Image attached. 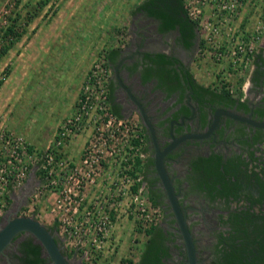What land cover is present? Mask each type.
Wrapping results in <instances>:
<instances>
[{
  "label": "flooded vegetation",
  "instance_id": "1",
  "mask_svg": "<svg viewBox=\"0 0 264 264\" xmlns=\"http://www.w3.org/2000/svg\"><path fill=\"white\" fill-rule=\"evenodd\" d=\"M172 4L175 2L169 6L174 7ZM172 7L167 8L168 20L179 17ZM134 13L136 15L127 27L129 38L110 67L107 83L112 97L110 105L112 103L122 115L135 116L140 122L143 137L140 171L148 194L159 201L161 217L156 224L161 232H157L156 240L159 241L160 251L164 248L167 252L162 254L165 264L189 263L177 220L155 169L156 144L163 151L176 139L188 134L163 154V165L193 238L197 264H218L215 262L217 247L222 244L228 246L227 241L231 240L229 236L234 233L231 229L233 220H229L234 217L231 212L248 206L250 211H257L258 201L253 202L244 194L258 198L260 193L253 180L249 181L243 175V169L247 160L250 166L263 162L264 140L256 141V138L262 135L264 129L221 113L213 130L204 136L201 134L209 129L217 109L232 110L256 120H264V114L259 115L257 111V108L264 110V87L257 89L254 96L245 97L249 103L248 110L237 107L236 103L218 101L219 97L194 85L195 81L202 83L191 68L199 48L197 27L194 42L185 46L179 39V23L162 30L160 19L148 15L144 10H135ZM182 18H185L183 13ZM182 24L184 29L189 26L188 21ZM160 52L178 59L173 69H159L157 53ZM148 65L151 68H147ZM166 66L172 67V64ZM189 72L193 73V78ZM143 113L152 126L153 134ZM251 150L254 151L253 156H259L257 160L249 158ZM217 154L221 155L222 163L217 164L215 158L209 159L213 163L207 160ZM234 187H237L240 196H236ZM26 190L27 186H24L21 195H15L17 203L22 204L28 199L29 195L24 196ZM245 224L253 232L254 221L246 220ZM29 234L21 231L12 238L0 252V264H53L50 259L28 262L25 241ZM55 237L59 243L60 237ZM249 247L251 251L246 264H262L259 262L258 245L251 244ZM61 248L69 264H83L62 243ZM46 256L42 249L39 257Z\"/></svg>",
  "mask_w": 264,
  "mask_h": 264
},
{
  "label": "built area",
  "instance_id": "2",
  "mask_svg": "<svg viewBox=\"0 0 264 264\" xmlns=\"http://www.w3.org/2000/svg\"><path fill=\"white\" fill-rule=\"evenodd\" d=\"M246 2L183 0L187 15L196 22L197 53L217 67L212 80L204 84L224 83L233 95L241 91L242 99L248 95L250 84L245 78L264 33L260 17L241 24ZM2 43L0 38V51ZM110 72L102 59L93 61L74 112L63 118L43 150L35 152L20 134L0 132V211L6 206L9 187L23 185L29 166L37 163L42 181L34 194L55 195L47 212L57 225L62 246L71 254L79 252L83 264L91 263V253L99 257L111 246L112 253L118 220L131 219L144 232L161 217L159 205L151 202L139 166H135L142 157L140 122L135 116L112 111L107 94ZM89 121L92 132L80 159L68 160L66 146Z\"/></svg>",
  "mask_w": 264,
  "mask_h": 264
},
{
  "label": "crops",
  "instance_id": "3",
  "mask_svg": "<svg viewBox=\"0 0 264 264\" xmlns=\"http://www.w3.org/2000/svg\"><path fill=\"white\" fill-rule=\"evenodd\" d=\"M80 1L83 2V0ZM101 1L102 2L100 5H95V1L90 0V3H88L87 7L83 6V8H81L79 5V0H59L57 6H55V9L49 10L48 7L49 13L43 21V27H40V22L36 20V13L33 12L35 14H33L32 17L27 20V28H25L24 33L18 39H16L7 50L13 51V53L11 52V68L9 69V71L11 72V76H8V81L11 84L5 83L3 85V87L6 86V89L8 90L7 91L5 89L3 95L10 94V97L12 96V99L14 100V102L16 101V103L19 101L18 98L20 96L23 97L24 95V97L27 98V101H25V103L23 104L20 103V105L17 107V113L14 114L15 116H13L12 114L13 110L16 109L15 105L14 108L10 109V103H6L4 108L10 109V117H7L6 115L4 117L3 114L4 119L0 118V126L1 124H4L12 127V129L23 132L25 130L22 129V127H24L23 125H26L28 127V130L30 131L27 139L37 145L41 140H46L49 134H51L50 136L53 135V132L55 131L56 126L60 122V120L67 116L74 109L79 86L87 68L90 65L89 61L93 59L95 51L99 49L102 44H105L104 48H110L113 46L124 47L126 43H115L116 40L114 39L117 37V32H115L114 27H111L113 25H122V28H125L124 21H120L125 15V4L122 3L123 1H118V5L120 6L117 8H124L123 16L120 20H118V22L113 8H111L108 12H103L104 14H107L106 16H108L106 22L107 25H105L103 21L98 20V18L94 19V16L92 18L83 17V12L87 9L88 11H95L96 8H99L101 6L104 8L102 3L106 1ZM111 1L112 0H107V2ZM140 1L141 0H132L129 6L126 7L129 8L132 6L131 4H137ZM252 3L253 2L251 0H247L243 8L241 9L239 18L241 24H245L247 19L249 20V12L252 8ZM44 5L45 4H38L37 7H42ZM78 9H81L83 11L81 15L78 13ZM104 9L106 10V8ZM109 15L114 16V18L112 17V20H110ZM84 19L86 21H92L88 23H99L101 31L98 35H95L96 39L92 43L90 42L91 44L89 43V41L85 42V49L81 52V56L79 59H77V62L72 64L71 68L70 65H65V62H67L66 60H62L63 57L66 56V53L64 51V49H66V43L67 41L72 40L76 43L77 46L81 41H83V39H76L74 35L72 37H69L66 35V33H64V31L65 29H68L70 27H73L75 30L79 29L78 26L84 25ZM73 20L78 24H71V26L69 27V24ZM57 23L59 24V32H56L58 30V28H56ZM28 29H30L33 33H26ZM105 30H109V33H107L106 36L104 34ZM104 37L106 39H104ZM85 38L86 36H84V39ZM108 41L113 43L109 46ZM106 44L108 47H106ZM254 67L255 57L250 69L248 70V80L250 88H253V91L261 89V87L254 88L251 82V76ZM73 68L75 71L79 68V71L75 74V76L77 75L80 78L73 85H69L67 83V78L69 75L73 76ZM61 71H63L64 73L63 80L58 79V77L56 78L55 74V72L61 73ZM8 74L10 73L8 72ZM13 117H15V120L13 119ZM71 143L73 147H76V150L77 148L79 150L83 141L80 142V138L76 137ZM68 151L70 153L75 152L73 148L69 149Z\"/></svg>",
  "mask_w": 264,
  "mask_h": 264
},
{
  "label": "rangeland",
  "instance_id": "4",
  "mask_svg": "<svg viewBox=\"0 0 264 264\" xmlns=\"http://www.w3.org/2000/svg\"><path fill=\"white\" fill-rule=\"evenodd\" d=\"M59 0H49L47 3H45L44 6L42 7H37L39 4L38 0H0V31L2 30L3 26H5L7 23H9L10 21L14 20L16 18V24L18 25V30H23L22 32L24 33L25 28L27 23H26V18L29 15V13H33L35 12V16H37L36 20L38 22H40V27L44 26V19L45 17H47L48 15V11L51 9H55V6H57ZM90 0H83V2H81L79 0V5L81 8L87 7L88 3ZM94 4L96 5H100L101 4V0H94ZM106 2H103V6L104 8H106V10L102 7L96 8L95 11H88V9L86 11H82L81 9H78V13L81 15L83 12V17L84 18H92L94 16L95 18H98V20H101L106 24L108 16H106L107 14L103 13L108 12L111 8H113L114 10V14L117 17V22L118 20L121 19V17L123 16V10L125 8V15L123 16L122 20L120 21H124L125 24V28H122V25H113L111 26L112 28L114 27L115 32H117V37L114 39L116 40L115 43L119 42L120 44L123 42H126L129 38V34L127 32V26L129 27L132 23V19L135 17L136 13H134L133 8L136 5L131 4L132 6L127 8L126 6H129L130 2H132V0H121L123 1L122 3L125 4V7L123 9L117 8L120 5H118V1L119 0H112L111 2H107V0H104ZM252 3V8L249 12V16L251 18H257L260 17L262 20H264V0H251ZM105 3V4H104ZM116 3V4H115ZM49 7V10H48ZM130 8H131V12H130ZM45 10V11H44ZM88 12V13H86ZM109 19L112 20V17L114 18V16L109 15ZM39 18V20H38ZM100 18V19H99ZM103 19V20H102ZM42 20V22H41ZM85 20V19H84ZM105 20V21H104ZM253 20V19H252ZM248 21V19H247ZM246 21V23H248ZM77 22V21H76ZM88 22H92L90 20L86 21L84 25H80L78 26L79 29L75 30L73 27H70L71 24H78L75 23V21H71V23L69 24L68 29H65L64 33H66L67 36L72 37L74 35V37L76 39H83V41H81L79 43V45L76 46V43L72 40L67 41L66 43V49H64L66 56L63 57L62 60H66L67 62H65V65H70V67L72 66V64H74L75 62H77V59L80 58L81 56V52L85 49L86 46H84L87 42L89 41V43L93 42L96 39L95 35H98L99 32L101 31L100 27H99V23H88ZM88 23V24H87ZM245 23V24H246ZM3 24V26H2ZM114 24V23H112ZM56 28H58V30L56 32H59V24H56ZM73 25V26H76ZM110 25V24H109ZM43 29V28H42ZM41 29V32H42ZM22 33V34H23ZM26 33H30L32 34L33 32L28 29ZM62 33V34H64ZM107 33H109V30H105L104 34L105 36L107 35ZM43 35V34H41ZM53 35V33H52ZM84 36H86V40L84 39ZM1 38V37H0ZM68 38V37H67ZM104 39H106L104 37ZM40 40V39H39ZM41 42V41H39ZM83 42V43H82ZM90 43V44H91ZM108 45L110 46L112 43L110 41H108ZM105 44H102V46L97 49L95 51V54L93 56V59L91 61H89L90 65L87 68L83 79L81 81V84L79 86V91L80 92V88L82 86V83L84 82L86 73L88 72V70L91 67V64L93 63V61L95 60H100L101 56H100V52L104 49ZM106 47L107 44H106ZM8 52V53H7ZM5 53L0 54V79L2 80V82L0 83V118H3V114L4 117L5 115L7 117H10V113L9 110L14 108V105L16 107V109L13 110V116H15L14 114L17 113V107L23 103H25V101H27V98L20 96L18 98V102L16 103V101L14 102V100L12 99V96L10 97V94L8 95H3L4 90L7 88L6 86L3 87V85L5 83H9L8 81V76H11V72L9 71V69L11 68V62H12V53L13 51H7ZM12 52V53H11ZM260 52L263 53L264 55V33H263V39H262V44H261V49ZM201 54L200 52H198L195 55L194 61L191 63V68L192 71L195 73L196 77L199 79V81H201L202 83H206L207 81L212 80V78L214 77V73L215 70L217 69L216 65L214 64V62L206 60V59H202L201 58ZM72 68V67H71ZM70 68V70H71ZM5 71L6 74H5ZM79 71L78 70H72V74L73 76L69 75L67 78V83L69 85H73L80 77L79 76H75V74ZM8 72L10 74H8ZM56 78L58 77V79H64V73L63 71H61V73H56ZM82 78V77H81ZM249 74L247 72L245 81L247 80L249 82ZM42 83V82H41ZM253 88H249L247 89V96H254L257 92L256 90L253 91ZM7 90V89H6ZM8 91V90H7ZM78 95V94H77ZM18 96V95H17ZM77 100V98H76ZM6 103H10L9 108L10 109H5L4 106ZM76 107V101L74 104V109L68 114L71 115ZM67 115V116H68ZM66 117V116H65ZM4 119V118H3ZM13 119L15 120V117H13ZM63 120V118L60 120V122L57 124L55 131L53 132V135L50 136L51 134L48 135L47 137V141L46 140H41L38 145L33 143L32 141L28 140L27 136L30 133V131L28 130V127L26 125H23L24 127H22V129H24L25 131H18L15 129H12V127H9L7 125L1 124L0 126V132H12V133H16V134H20L21 136H23L27 143L31 146V148H33V150L35 152L41 151L43 150L47 144L50 143V141L52 140L58 125L61 123V121ZM20 125V124H19ZM21 127V126H20ZM92 130V124L91 121H89L84 129L78 133L75 137L71 138V141L68 143V145L66 146V151H65V156L68 160H78L80 159V153H81V149L83 148V146L86 145V143L88 142V138L90 137L91 131ZM79 137L80 138V142L83 141L81 147L77 148V150L75 149L76 147H73L71 144V142L76 138ZM71 145V146H70ZM73 148L75 150V152L70 153L68 150ZM77 151V152H76ZM69 152V153H68ZM35 171V175L32 177V172ZM38 172V173H37ZM40 181H42L40 174H39V170H38V166L37 163H35L34 165L29 166L28 168V172L26 174V179L23 183V185H21L20 187H9L7 194H6V206L3 210L0 211V223L3 220V217L7 214V212L10 209H14L16 204H18L17 202V198L15 197V195H21V192L24 189V186H27L30 182H33V189L30 191V194L28 196V199L20 204V207L18 209V214H24V215H36V218L39 219L43 224H45L46 226H48L52 231H54L55 236H57V228H56V223H54L52 221V216H50L47 212V206L48 203L51 202V200L55 197V195L53 193H38L37 191L34 194V190L36 189V186L40 183ZM115 235H117V242L115 245L114 250L112 251V253H110V250H112V246L109 248V251H106V253L102 254L101 256H94L93 253H91V257L93 258L91 260L90 264H126V259H131L132 261H137L144 241L146 239V233L142 231V229L138 230V226L136 222H133L131 219H121L118 220L115 224ZM61 241L59 242V245L61 246V243H63V240L60 239ZM74 254V253H73ZM78 257L80 256V253L78 252V254H76ZM70 258L72 259L73 256L71 255ZM85 264V263H84Z\"/></svg>",
  "mask_w": 264,
  "mask_h": 264
},
{
  "label": "trees",
  "instance_id": "5",
  "mask_svg": "<svg viewBox=\"0 0 264 264\" xmlns=\"http://www.w3.org/2000/svg\"><path fill=\"white\" fill-rule=\"evenodd\" d=\"M39 4H45L49 0H38ZM172 5H175L172 7L174 9V12L179 13V17L171 18L169 19L168 15V9L171 8L169 5L171 3H174ZM135 10H144L148 15L155 17L157 19H160L162 21L161 29L167 30L170 28H173L176 26L177 23H179V29L181 31L179 39L184 43L185 46H189L194 42L195 38V27L196 22L194 20H191L188 18L186 9L184 7L183 0H141L139 3H137L132 11ZM182 13L184 14V20L182 18ZM34 13H29V15L26 18L27 20L32 17ZM189 23L188 28H183L182 22ZM23 30H18V25L16 24V18L9 22L0 32V36L3 39V43L1 45V51L0 54L5 53L9 47L14 43L16 39H18L21 35ZM122 49L121 46H113L110 48H104L100 52L101 59L103 60L105 65H108L111 67V64L115 62L116 57L118 56L120 50ZM159 56V69H173V64L175 61H177V58H173L171 55H168L166 53L160 52L157 53ZM172 67H167L166 65H171ZM147 68H151L150 65L146 66ZM7 71H5L6 74ZM190 77L193 78V73L189 72ZM251 80L253 82L254 88L264 87V56L262 53L257 52L255 56V67L252 71ZM2 80L0 79V83ZM217 84L215 86H211L210 84H204L199 83L197 81L194 82V85L199 86L204 92L211 93L215 97H219L218 101H222L226 104H237V107H242L244 110L249 109V103L247 98H241L242 92L238 91L236 95H233L229 90L225 87L224 83H219L216 81ZM205 85V86H204ZM264 92V90H263ZM108 100L109 103L112 101L111 92L108 91ZM264 99V96L262 97ZM112 111L116 113L117 115L121 116L122 114L114 107V105L111 103L110 105ZM257 111L259 115L264 114V110L257 108ZM261 130V129H260ZM263 135V136H262ZM262 135L257 136L256 141L264 140V132ZM135 139V138H134ZM133 139V140H134ZM254 151L251 150L249 152V158L256 159L259 156H253ZM264 155V154H263ZM216 159V163L220 164L222 163V157L221 155H212L207 160L212 162L209 159ZM263 160V159H262ZM214 162V161H213ZM212 162V163H213ZM140 163L141 158L136 159L135 166L140 169ZM138 165V166H137ZM244 176L248 177V180H253V183L256 187V189L259 191L258 198H252V196L248 194H244L245 197L248 199L254 201H258V207L257 211H250L249 207L241 208L240 210H234L231 212V214H234L233 218H229V220H233V223L231 224V229L234 230V233L230 235L231 238L230 241H227L228 246H224V244L221 245V247H217L216 252L218 253L215 262L218 264H246L248 253L251 251L249 245L254 244L258 245V251L260 253V259L259 262L264 264V160L262 163H252V165H249V160L244 162ZM38 173V172H37ZM40 173V172H39ZM249 180V181H250ZM234 193L236 196L239 195V191L237 192V187L233 188ZM253 194V192H251ZM258 196V195H257ZM256 197V196H254ZM149 198L152 203L159 204V201L155 199L153 196L149 195ZM256 199V200H255ZM257 212V213H256ZM248 220L250 222L254 221V228L253 232L252 230L248 229V226H246L245 221ZM138 230L142 229L138 226ZM258 230V232H256ZM146 233V239L144 241L140 256L137 261H132L131 259H126V264H165L162 260V254H166V250L162 248L160 251L159 249V241L156 240V234L157 232H161L160 227L157 226V224H153L149 226L148 228H145ZM257 237H259V240H257ZM224 238V237H223ZM221 241V240H220ZM25 246L27 247V254L29 255V258L27 259L29 263L32 262H38V261H46L49 259L48 256L44 258L39 257V253L42 250L41 245L34 241V238L31 234L27 237V240L25 241ZM223 248V250H222ZM257 248V247H256ZM221 251H223L221 253ZM245 252V254H244ZM240 253L243 254L240 256ZM242 258L245 262H243ZM247 264H254V263H247Z\"/></svg>",
  "mask_w": 264,
  "mask_h": 264
},
{
  "label": "water",
  "instance_id": "6",
  "mask_svg": "<svg viewBox=\"0 0 264 264\" xmlns=\"http://www.w3.org/2000/svg\"><path fill=\"white\" fill-rule=\"evenodd\" d=\"M140 106V105H139ZM141 107V106H140ZM142 112H144L142 110ZM221 113H224L226 115L235 117L237 119H240L242 121H246L250 124H253L257 127H261L264 129V120H256L252 118L251 116L247 115H241L238 113H235L232 110H225V109H217L214 113V117L212 120V123L209 127V129L201 134L206 135L207 133H210L215 125L218 123L219 116ZM144 119L151 129V132L153 134V129L151 124L149 123L147 117L144 115ZM187 135H183L182 137L176 139L173 143H171L166 149L163 151L159 150L156 144V150H155V159H154V165L155 169L157 171V174L161 180V183L163 185V188L166 192V195L168 197L171 209L174 213V216L177 220L180 232L182 234L186 250H187V256H188V263L189 264H197L196 258H195V248L193 243V238L191 236V233L187 227L185 217L181 211V208L179 206V202L177 200L176 193L174 191V188L172 186L171 180L167 174V171L163 165V154L169 150L171 147L175 145V143L185 137ZM155 141V139H154ZM35 175L34 172H32V177ZM33 189V182H30L27 185V190L25 192L24 196H27L30 194V191ZM21 202L16 204L14 209H10L7 214L3 217V220L0 223V252L3 250V248L11 242L12 238L19 232L25 231L30 233L34 240L37 241L44 253L49 257L51 262L53 264H69L67 255L63 252L61 246L59 245L58 241L56 240L55 233L52 231L48 226L43 224L39 219H37L33 215H22L18 214V209L20 207Z\"/></svg>",
  "mask_w": 264,
  "mask_h": 264
}]
</instances>
